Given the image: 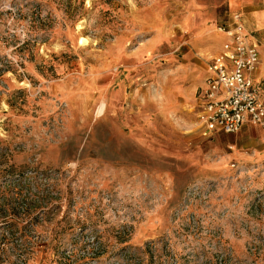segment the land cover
Segmentation results:
<instances>
[{"label":"rangeland","instance_id":"obj_1","mask_svg":"<svg viewBox=\"0 0 264 264\" xmlns=\"http://www.w3.org/2000/svg\"><path fill=\"white\" fill-rule=\"evenodd\" d=\"M188 6L0 0V264H264V157L203 135Z\"/></svg>","mask_w":264,"mask_h":264},{"label":"built area","instance_id":"obj_2","mask_svg":"<svg viewBox=\"0 0 264 264\" xmlns=\"http://www.w3.org/2000/svg\"><path fill=\"white\" fill-rule=\"evenodd\" d=\"M234 26L218 25L228 40L209 65L206 86L198 90L197 116L203 135L214 132L237 133L245 123L264 128V102L259 87L246 76L256 67L259 51L246 42L240 13H235Z\"/></svg>","mask_w":264,"mask_h":264},{"label":"crops","instance_id":"obj_3","mask_svg":"<svg viewBox=\"0 0 264 264\" xmlns=\"http://www.w3.org/2000/svg\"><path fill=\"white\" fill-rule=\"evenodd\" d=\"M188 7L189 20L187 23H190L194 38H201L200 49L210 56L219 54L223 43L228 40L227 35L218 30V25L232 28L234 14H241L246 42L254 44L259 51V61L256 67L247 71L246 76L259 87L260 99L264 102V0H189ZM217 37L222 39L219 43L210 42L211 39ZM204 84L206 85V81ZM201 87L203 86L196 90V101L198 90ZM221 133L222 131H217L213 135L220 136ZM225 135L234 139L230 147L244 148L246 154H251L253 157H264L263 127L245 123L239 132Z\"/></svg>","mask_w":264,"mask_h":264},{"label":"bare ground","instance_id":"obj_4","mask_svg":"<svg viewBox=\"0 0 264 264\" xmlns=\"http://www.w3.org/2000/svg\"><path fill=\"white\" fill-rule=\"evenodd\" d=\"M105 109V103H103L99 108V113H102Z\"/></svg>","mask_w":264,"mask_h":264}]
</instances>
